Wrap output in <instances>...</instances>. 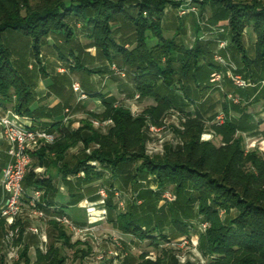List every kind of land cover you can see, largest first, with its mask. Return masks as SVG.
Instances as JSON below:
<instances>
[{"label":"trees","instance_id":"obj_1","mask_svg":"<svg viewBox=\"0 0 264 264\" xmlns=\"http://www.w3.org/2000/svg\"><path fill=\"white\" fill-rule=\"evenodd\" d=\"M192 1L200 9V17L208 12L207 22L226 30L237 70L254 86H260L250 91H256L253 102L264 104V0ZM177 5L176 0H0V104L9 105L32 127L57 134L53 143L31 153L32 162L23 185L28 190H42V201L61 213L64 204L55 199L57 190L51 171L39 174L35 166H44L45 171L54 169L61 175L71 204L86 194L90 199L99 197L98 189L93 196L89 190L96 181L103 180L108 193L104 204L106 222L139 241L149 239L148 245L157 251L154 260L145 257L147 252L141 253L139 264H264V150L245 151L243 136L238 134L253 131L256 124L245 103L222 102L224 121L213 120L209 124L211 133L220 137V144L215 145L201 138L206 128L201 108L195 105L185 109L178 104L177 101L194 103L190 86L198 88L220 66L212 60L214 41L197 38L187 46L177 41L174 34L164 35L168 8ZM248 29L255 34L253 56L248 55L243 42ZM199 30L196 24L195 31ZM180 32L181 27L177 26L175 34ZM14 39L22 43L25 54L19 55ZM58 39L62 44L52 42ZM82 42L95 47L99 57L108 63L125 69L133 92L139 98H151L153 103L134 115L117 94H104L92 86L86 90L88 97H97L103 110L85 111L75 129L65 125L63 109L73 98L65 86L67 77L49 76L44 65L38 72L28 70L26 59H34L52 44L60 59L73 58L74 63L68 64L72 73L90 75L92 70L85 68L80 58L84 51L80 48ZM39 75L48 77L46 86L60 99L57 104L36 102L34 86ZM232 91L241 97L251 95L238 87ZM173 108L183 112L180 128H174L178 142L166 143L162 152L149 154L145 130L148 122L159 124ZM92 119H110L111 123L96 126ZM5 161L0 160V169ZM105 171L109 172L107 178ZM127 185L134 195L121 210L113 201V192L126 189ZM167 189L172 191L174 200L160 204L161 194ZM202 222L207 225L199 230L197 245L207 259L204 263L179 262L159 242H167L172 236H189ZM47 224L48 238L55 236L63 247H73L65 226L53 218ZM16 225V264H65L66 257L53 242H48L45 250L35 244V259L31 261L23 236L27 233L36 238V243L40 239L26 230L22 217ZM4 231L5 222L0 219V242ZM0 264H6L3 254Z\"/></svg>","mask_w":264,"mask_h":264},{"label":"rangeland","instance_id":"obj_2","mask_svg":"<svg viewBox=\"0 0 264 264\" xmlns=\"http://www.w3.org/2000/svg\"><path fill=\"white\" fill-rule=\"evenodd\" d=\"M178 2V5L176 7H170L167 11V17L164 20V25L168 27L166 31L164 32L165 36H171L175 35V39L177 41H182L185 45L190 46L192 45L193 41L195 39H204V40H212L215 43V47L212 52V60L220 66L218 69H214L211 71L210 76L207 80V82L201 83L199 85L200 88L204 87L203 89L197 88V86H190V92L193 94V99L195 100L194 103H190L187 105V102L183 101H177L180 107H184L185 109H192L196 106H199L205 116L206 119V128L205 131L202 133L201 138L202 139H209L211 140L215 145L220 144V137L214 136L211 131L209 130V124L213 120H217V115H222L223 121H224V115L221 113V103L224 101L231 102L233 104H238L241 102V104H246V110L250 114H252L254 122L256 124V128L251 132H239L238 134H241L243 136V144L245 151H250L253 149H257L258 151L264 150V122L262 121L264 119V104L262 101L253 102L254 96L256 95L255 92H250L252 88H258L257 86H254L255 83L251 81L249 78H243L241 73L237 70V62L235 59H233L232 54L230 52L229 47V38L226 33V30L222 27H219L218 25L213 26L210 25L206 17L208 16V12H205V15L200 17V9L196 6H193L195 3L192 0H176ZM198 24L200 26L199 32L195 31V26ZM177 26L181 27V32L176 35V28ZM221 34H223V37H221ZM215 38V39H214ZM15 40V39H14ZM52 39H50L51 42ZM59 40V41H58ZM57 44H62V41L58 39ZM224 41L225 43L222 45L220 42ZM255 41V34L251 30H247L244 32L243 36V42L245 50L247 51L249 56H253V42ZM17 46L18 45V53H21L19 55L25 54V48L23 47L22 43L19 40H15L14 42ZM80 48H84V51L80 52V58L85 65L84 67L87 69L92 70L90 75H86V73H72L70 71V68L68 67L69 63H74L73 58L62 60L57 56L56 51L54 50V47L52 44L46 45L38 54L35 56L34 59L29 58L26 59V67L28 70L31 71H37L40 66L44 65L46 67V72L50 76L55 75H65L67 77L68 81L66 82L67 89L70 88L73 98L70 99L69 105L65 106L71 109V117L70 122H79L78 120L82 117V107L80 106L83 101L77 100V95L75 91L72 88V84L74 82H78L82 88V90L86 92V90L90 87H94V84L97 83L98 88L104 93H114L117 94L118 100L129 107L131 112L136 115L142 111L140 110V104L148 106L150 102L145 101V98H135V95L137 93L133 92L132 89L127 87V81L130 82V79L126 74L125 69H121L116 63H108L105 61L104 58L99 57V55L96 52L95 47L92 46H85V44L80 43ZM83 52V53H82ZM16 57V56H15ZM37 57V58H36ZM26 58V57H25ZM238 59V58H237ZM41 61V63H39ZM93 71H99V73H93ZM39 73H42L41 71ZM216 73L218 74L214 76L215 80L211 81V74ZM80 74V75H79ZM91 74H100L94 76V80L92 79ZM124 74V75H122ZM239 74L241 78L246 82V85L244 86H238L235 83V80L232 79V75ZM111 78L117 86H120L122 89L116 90V87H113L110 82H105L106 78ZM41 80V79H40ZM39 81V80H38ZM84 83L85 85H83ZM263 81H261V84ZM127 85L124 87V85ZM44 84L41 82L38 83V85L35 84L34 89L36 90H44ZM206 86V87H205ZM242 88L247 89L248 92H250L251 95L249 97H241V95H236L233 93L232 90L234 88ZM133 88V87H132ZM176 91H180L179 89H176ZM88 94V93H87ZM89 96V94H88ZM131 96V97H130ZM131 98V99H130ZM89 97L86 99L88 100ZM150 99V98H149ZM148 101H152V99ZM43 101V100H42ZM252 101V103H250ZM49 102V101H48ZM189 102V101H188ZM135 104V105H132ZM83 105L86 106V103L83 102ZM91 105H94V102L91 103ZM192 106V107H191ZM64 107V108H65ZM92 107V106H91ZM89 107V108H91ZM10 108V107H9ZM218 112V113H217ZM217 113V114H216ZM4 115L0 112V117ZM183 112L180 111L178 108L169 109L163 118L161 119L159 124H153L151 122H148V125L146 127V132L148 135L146 148L147 152L149 154L154 153H160L163 151L164 144L171 143L175 145L178 142V137L176 136L174 132V128H180ZM215 116V117H214ZM214 118V119H213ZM222 121V122H223ZM150 125H155L157 128H160L158 132H152L149 130ZM71 129V128H70ZM76 149H73L72 152H75ZM96 162H94L95 164ZM97 167L98 166V163ZM95 164V165H96ZM35 169V168H34ZM43 171V170H42ZM53 171V170H52ZM46 173V171H43L40 174ZM105 178L109 177V172L105 171ZM141 182V181H139ZM104 184V185H99ZM105 183L103 180L96 181L92 186L93 188L89 190V193L91 196L95 195L96 190L99 187H105ZM150 188L155 190V186L150 184ZM96 189V190H95ZM119 192L118 196L113 195V201L117 205L118 208L125 209L126 204L130 203V201L133 198V189L131 186H126V189H116ZM165 191H168L172 194L174 200V195L171 190L167 189ZM164 191V192H165ZM163 192V193H164ZM163 193L161 194L160 204L165 202L167 199L164 198ZM97 195V194H96ZM91 201H96L99 197L96 199H90L88 197V194H86L83 199ZM57 200L59 202L64 204V212L70 216V218H76V219H84L86 212L84 207L77 208L75 205H72L71 203H66L68 200V197L64 195L62 192H59L57 194ZM81 201V200H80ZM79 201V202H80ZM171 201V200H167ZM78 202V203H79ZM82 206V205H81ZM105 207V206H104ZM106 209V217H107V208ZM27 211L24 209L22 218L25 222V225L27 226L29 224V220L27 219ZM196 220H194L195 222ZM197 222V221H196ZM35 223L39 226L46 225V232L49 234V227L48 224L44 223L42 220H35ZM204 223V222H202ZM202 223H200V226H196V229H192L189 236L188 235H179V236H172L169 241L163 242L160 241V244L162 243L163 246L166 248H169L171 251V254L175 259H177L179 262H183L186 260H193V261H199V262H205L207 259L204 258L199 250H198V233L199 230L202 229ZM27 230V229H26ZM68 231V230H67ZM66 231V232H67ZM27 232V231H26ZM165 234H168L166 232V229L164 230ZM67 234H70V242L72 243L73 247L67 248L63 247L61 244V241L54 239V237H47V241L44 243H41L40 241L35 242L34 238L28 237V234H24V241L29 245L28 248V256L30 257V260L33 261L35 259V244H38V246L43 248L45 250L46 244L48 242H53L55 246L59 247V250L61 254H63L66 257L65 264H78L80 262H83L84 264H98L96 262L95 256L98 253L97 250H100V252H103L106 254L109 250H115L117 252L119 257V264H139L138 256L143 252H152L154 253L153 256L157 254V251L155 248L148 245L149 239L139 241L134 235L125 234L120 231L115 230V228H112V226L106 222V218L104 221H100V225L97 226L96 230L94 231L95 236L97 237L98 243H95L89 239H81L77 236L72 235L69 231ZM3 236V234H2ZM27 236V238H25ZM20 244V243H19ZM22 244V243H21ZM0 255L3 254L5 256V262L6 264H16V261L9 258V254L11 252V247H8L5 243L2 241L0 242ZM16 246L15 250L18 251L19 245ZM44 246V247H43ZM41 248V249H42ZM79 250L77 252L76 250ZM126 252V254H125ZM19 253V251H18ZM146 253V254H147Z\"/></svg>","mask_w":264,"mask_h":264},{"label":"built area","instance_id":"obj_3","mask_svg":"<svg viewBox=\"0 0 264 264\" xmlns=\"http://www.w3.org/2000/svg\"><path fill=\"white\" fill-rule=\"evenodd\" d=\"M220 43L223 45L225 42L221 41ZM215 75L218 76L216 73L211 74V81L215 80ZM231 77L238 86L246 85V82L239 74H234ZM72 88L77 95L78 101L88 98V94L82 90L78 82H74ZM135 98H138V94L135 95ZM70 117L71 109L65 107L62 115L63 123L71 129L77 128L79 122H70ZM217 120L218 122H222V115H217ZM92 122L96 126H105L110 124L111 120L99 121L92 119ZM149 130L158 132L160 128L150 125ZM0 132L6 143L4 150L6 161L0 171V219L5 222L2 241L8 247H11L9 258L14 261L19 259V253L15 250L16 246H14L13 241L19 232V225H16V220L22 217L24 209L27 211L26 215L29 220L26 229L28 232L37 235L41 243L47 241L46 225L38 226L35 220H42L46 224L50 218L56 219L72 235L84 240H92L94 244L98 243L94 231L100 225V221H104L106 218V209L104 207L105 198L108 195L106 188H98L97 194L99 198L96 201L89 202L84 199L79 202L85 209L86 222L80 224L73 221L64 211L58 213L55 206L46 205L42 201V190L38 188L28 190L23 185L24 176L31 166V153L42 145L53 143L57 138L56 132H51L44 128H34L31 126L30 121L29 123L25 122L23 118L10 109L6 110L4 115L0 117ZM113 194L114 196H118V190H114ZM163 196L167 200L173 199L172 194L168 191H165ZM206 225V222L202 223L203 229ZM97 252L95 256L97 263L119 264L120 262L115 250H109L106 254L100 252V250H97ZM153 254L149 252L145 257L154 260L156 256H153Z\"/></svg>","mask_w":264,"mask_h":264},{"label":"crops","instance_id":"obj_4","mask_svg":"<svg viewBox=\"0 0 264 264\" xmlns=\"http://www.w3.org/2000/svg\"><path fill=\"white\" fill-rule=\"evenodd\" d=\"M80 39L81 40H84V37L83 36H80ZM84 42V41H83ZM85 43V42H84ZM93 73H99V71H93ZM49 75V74H48ZM95 75H100V74H95ZM95 75H93V74H91V76H92V79L94 80L95 78H94V76ZM50 76V75H49ZM41 79V80H40ZM39 80V81H38ZM38 80H37V82H36V85H38V83L39 82H41L42 84H44L43 86H44V90H36L35 89V92H36V98H37V103H41V104H46L47 106H53V105H55V104H57L58 102H59V98L56 96V95H54L52 92H50L49 90H48V88H47V86H46V80H48V77H46V78H43V77H41V75H39V77H38ZM105 82H110L111 83V85L113 86V87H116L117 89V91L118 90H120V89H122L120 86H117L116 84H115V82L109 77H107L106 78V80H105ZM97 83H95L94 84V89L96 90V91H98V90H100L99 88H98V85H96ZM128 85V86H127ZM127 85L125 84L124 85V87L125 86H127V87H129V85H130V89H132V87H133V85H132V83L131 82H128L127 81ZM102 92V91H101ZM114 93H116V91L115 92H110V93H108V95L109 94H114ZM131 97V96H130ZM131 99V98H130ZM149 99V98H148ZM151 99V98H150ZM149 99V100H150ZM43 100V101H42ZM49 101V102H48ZM145 101H147V102H150V104L151 103H153L152 101H148L147 100V98H145ZM83 102H85L86 103V106L85 105H83ZM82 103H80L81 105V107H82V117L84 116V114H85V111H87V110H91V111H94V112H101L102 110H103V106H102V104H101V102H100V100L97 98V97H91V98H89L88 100H84ZM92 102H94V105H91V103ZM132 105H135V104H132ZM92 106V107H91ZM140 106V110L142 109H144L145 107H146V104H144V105H139ZM89 107H91V108H89ZM8 109H10L9 108V105H5V106H2L1 104H0V112H1V114H3V113H5V111L6 110H8ZM11 110V109H10ZM24 121L25 122H27V123H29V120H27V119H24ZM5 146H6V143H5V140L3 139V137H2V134H1V132H0V160H4V159H6V155H5V153H4V150H5ZM35 169V171L37 172V173H42L43 171H45V167L44 166H40V165H37V166H35L34 167ZM43 170V171H42ZM53 170V171H52ZM50 169L49 171H46V173H50V171H51V176L53 177V183H54V185H55V187H56V195H55V199L57 200V194L59 193V192H62L64 195H66L67 197H68V191H67V186L65 185V183H64V181L62 180V177H61V175L59 174V173H57L54 169ZM0 171H1V169H0ZM46 173H43V174H46ZM67 179L68 180H72V177H70V176H68L67 177ZM0 197H1V193H0ZM85 199H86V197H85ZM68 200H69V198H68ZM81 200H84L83 198L81 199ZM57 201H59V200H57ZM79 202V201H78ZM75 203V204H72V205H75L77 208H79V207H82L81 206V204H79V203ZM66 203H68V201H66ZM73 221H75V222H77V223H85L86 222V215H85V217H84V219H76V218H71Z\"/></svg>","mask_w":264,"mask_h":264}]
</instances>
